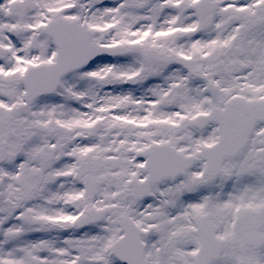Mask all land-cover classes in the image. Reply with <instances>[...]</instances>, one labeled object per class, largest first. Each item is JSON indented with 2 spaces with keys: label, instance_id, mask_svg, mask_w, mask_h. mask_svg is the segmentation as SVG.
<instances>
[{
  "label": "snow or ice",
  "instance_id": "6c2138e0",
  "mask_svg": "<svg viewBox=\"0 0 264 264\" xmlns=\"http://www.w3.org/2000/svg\"><path fill=\"white\" fill-rule=\"evenodd\" d=\"M0 264H264V0H0Z\"/></svg>",
  "mask_w": 264,
  "mask_h": 264
}]
</instances>
